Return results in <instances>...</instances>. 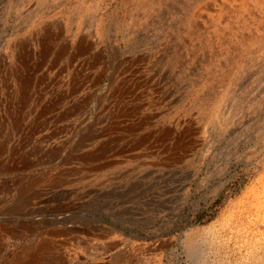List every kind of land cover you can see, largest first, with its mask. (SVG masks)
<instances>
[{
  "label": "rangeland",
  "instance_id": "374dc122",
  "mask_svg": "<svg viewBox=\"0 0 264 264\" xmlns=\"http://www.w3.org/2000/svg\"><path fill=\"white\" fill-rule=\"evenodd\" d=\"M29 251L264 264V0H0V264Z\"/></svg>",
  "mask_w": 264,
  "mask_h": 264
},
{
  "label": "bare ground",
  "instance_id": "6f19581e",
  "mask_svg": "<svg viewBox=\"0 0 264 264\" xmlns=\"http://www.w3.org/2000/svg\"><path fill=\"white\" fill-rule=\"evenodd\" d=\"M43 0H37V2H42ZM220 2V1H219ZM212 9V8H211ZM253 43V42H252ZM254 44V43H253ZM259 45V44H258ZM263 47V46H262ZM218 118L220 119L221 118V115H218V114H216L215 115V117L213 118L216 122H218ZM30 252V251H29ZM36 253V252H35ZM33 254L34 253H32V252H30V253H28V256H30L29 257V259H27V262H22V261H20L19 260V258H17V259H15V261L13 262V264H35L34 262H33ZM26 260V259H25ZM38 264V263H37ZM39 264H42V263H39Z\"/></svg>",
  "mask_w": 264,
  "mask_h": 264
}]
</instances>
